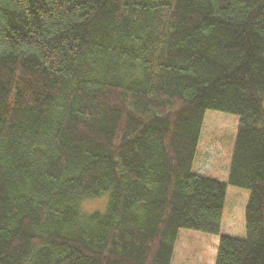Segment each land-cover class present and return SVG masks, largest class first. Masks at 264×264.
<instances>
[{"label": "trees", "instance_id": "16d2710c", "mask_svg": "<svg viewBox=\"0 0 264 264\" xmlns=\"http://www.w3.org/2000/svg\"><path fill=\"white\" fill-rule=\"evenodd\" d=\"M208 109L227 181L192 170ZM182 228L264 264V0H0V264H171Z\"/></svg>", "mask_w": 264, "mask_h": 264}, {"label": "rangeland", "instance_id": "374dc122", "mask_svg": "<svg viewBox=\"0 0 264 264\" xmlns=\"http://www.w3.org/2000/svg\"><path fill=\"white\" fill-rule=\"evenodd\" d=\"M239 117L236 114L208 109L205 113L192 170L206 176L228 180ZM249 198L247 188L228 184L221 233L236 237L246 235L245 209ZM108 194L87 199L86 212L104 211ZM217 235L182 228L176 241L171 264H215ZM219 239V237H218Z\"/></svg>", "mask_w": 264, "mask_h": 264}, {"label": "crops", "instance_id": "0c3cea01", "mask_svg": "<svg viewBox=\"0 0 264 264\" xmlns=\"http://www.w3.org/2000/svg\"><path fill=\"white\" fill-rule=\"evenodd\" d=\"M227 198H228V190H227L226 201H227ZM225 205H226V202H225ZM218 237H219V236H218ZM218 237H217V242H216V245H218V241H219ZM175 249H176V248H175Z\"/></svg>", "mask_w": 264, "mask_h": 264}]
</instances>
